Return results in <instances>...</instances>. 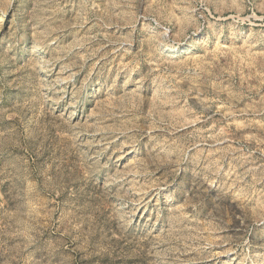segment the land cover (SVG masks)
<instances>
[{
    "label": "rangeland",
    "instance_id": "374dc122",
    "mask_svg": "<svg viewBox=\"0 0 264 264\" xmlns=\"http://www.w3.org/2000/svg\"><path fill=\"white\" fill-rule=\"evenodd\" d=\"M0 264H264V0H0Z\"/></svg>",
    "mask_w": 264,
    "mask_h": 264
},
{
    "label": "bare ground",
    "instance_id": "6f19581e",
    "mask_svg": "<svg viewBox=\"0 0 264 264\" xmlns=\"http://www.w3.org/2000/svg\"><path fill=\"white\" fill-rule=\"evenodd\" d=\"M176 48V44L175 45H172V46H168V47H166V50L168 51H170V52H174V49Z\"/></svg>",
    "mask_w": 264,
    "mask_h": 264
}]
</instances>
